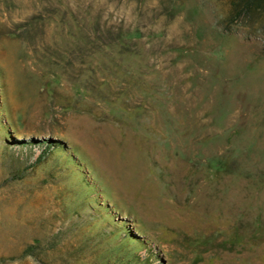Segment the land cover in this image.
<instances>
[{"label":"rangeland","instance_id":"374dc122","mask_svg":"<svg viewBox=\"0 0 264 264\" xmlns=\"http://www.w3.org/2000/svg\"><path fill=\"white\" fill-rule=\"evenodd\" d=\"M0 264H264V0H0Z\"/></svg>","mask_w":264,"mask_h":264},{"label":"trees","instance_id":"16d2710c","mask_svg":"<svg viewBox=\"0 0 264 264\" xmlns=\"http://www.w3.org/2000/svg\"><path fill=\"white\" fill-rule=\"evenodd\" d=\"M240 1H242V0H240ZM251 2H253V0H243V4L246 5V6H247V5H250ZM237 3H238V2H237ZM237 3H236V5H237ZM238 4H239V3H238ZM31 250H33L32 246H29V245H28V246L26 247V250H25V251L30 253V252H32Z\"/></svg>","mask_w":264,"mask_h":264}]
</instances>
